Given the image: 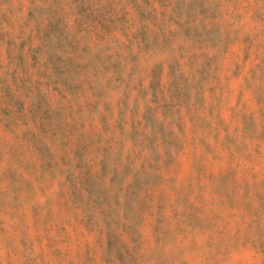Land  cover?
Wrapping results in <instances>:
<instances>
[{
  "label": "rangeland",
  "instance_id": "374dc122",
  "mask_svg": "<svg viewBox=\"0 0 264 264\" xmlns=\"http://www.w3.org/2000/svg\"><path fill=\"white\" fill-rule=\"evenodd\" d=\"M0 264H264V0H0Z\"/></svg>",
  "mask_w": 264,
  "mask_h": 264
}]
</instances>
